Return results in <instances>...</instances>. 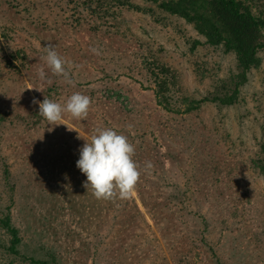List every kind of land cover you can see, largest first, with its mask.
<instances>
[{"label":"rangeland","instance_id":"rangeland-1","mask_svg":"<svg viewBox=\"0 0 264 264\" xmlns=\"http://www.w3.org/2000/svg\"><path fill=\"white\" fill-rule=\"evenodd\" d=\"M83 1L0 0V218L9 215L21 238L18 253L9 251L0 223V264H29L28 256L48 253L57 264H264V177L252 164L264 113V53L237 103L186 110L182 97L200 99L237 71L234 56L207 44L192 50L191 41L204 38L181 18L157 23L113 5L103 18ZM49 43L72 62L73 83L48 68ZM15 51L25 57L14 59ZM140 53L176 72V111L159 104ZM52 86L57 92L47 91ZM107 88L124 98H108ZM75 92L91 97L86 119L64 113L65 124L53 126L32 103L43 95L63 104ZM96 128H112L135 146L141 176L129 199H97L84 187L76 161Z\"/></svg>","mask_w":264,"mask_h":264},{"label":"trees","instance_id":"trees-1","mask_svg":"<svg viewBox=\"0 0 264 264\" xmlns=\"http://www.w3.org/2000/svg\"><path fill=\"white\" fill-rule=\"evenodd\" d=\"M149 5L142 7L130 2V0H84L92 13L98 17L111 16L113 6H128L144 14L149 15L154 22L165 23L168 16L183 19L204 38V42L193 39L191 49L197 45L207 44L214 48H221L224 53H231L236 62L237 71L229 74L226 78H218L213 84V89L200 99H189L186 110L198 108L201 103L210 102L218 107L230 106L238 102L241 87L247 81V73L252 68L261 65L264 53V0H144ZM92 2L94 6H91ZM113 5V6H112ZM14 59L24 58L22 51L10 54ZM139 61L148 81L154 86L155 96L165 109L176 111L174 108L179 99L174 95L179 89L176 72L167 64H164L154 55L135 56ZM8 67L16 68L10 60L6 59ZM58 88L55 86L47 89L48 92ZM174 94V95H173ZM108 98L115 97L117 100L124 98L118 91L106 89ZM45 97L41 95L42 101ZM126 106V104H125ZM1 112V111H0ZM33 113L32 117H37ZM33 123H38L35 119ZM257 157L252 160L253 166L264 177V113L261 125V139L258 145ZM172 197V196H171ZM134 204V203H132ZM136 207V211L139 209ZM1 226L10 235V244L7 249L18 253L16 245L21 238L18 237V229L11 225L9 215L0 218ZM203 239V238H202ZM29 264H57L54 253H48L45 258L28 256Z\"/></svg>","mask_w":264,"mask_h":264},{"label":"clouds","instance_id":"clouds-1","mask_svg":"<svg viewBox=\"0 0 264 264\" xmlns=\"http://www.w3.org/2000/svg\"><path fill=\"white\" fill-rule=\"evenodd\" d=\"M91 51L99 54L97 48H92ZM45 52V62L51 72L63 76L69 84L73 83L68 70L73 67L72 62L61 57L51 43L45 46ZM38 76L42 81L47 79L43 68L39 70ZM32 88L43 92L40 88ZM32 103H38V113L48 121V124L56 126L65 124L62 122L64 113L75 119H86L92 100L88 95L75 92L63 104L47 97L42 101L34 97ZM68 129L73 130L69 127ZM85 141L76 161L77 168L87 177L84 187L87 190L91 188L97 199L131 198L141 176L140 166L133 159L134 144L126 135L112 128H96L90 139ZM145 167L151 168V162H147Z\"/></svg>","mask_w":264,"mask_h":264}]
</instances>
